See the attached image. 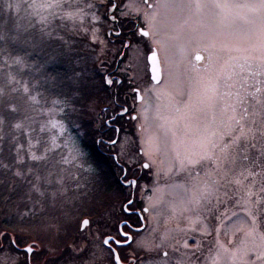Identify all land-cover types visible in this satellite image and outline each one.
I'll list each match as a JSON object with an SVG mask.
<instances>
[{
  "label": "rangeland",
  "instance_id": "374dc122",
  "mask_svg": "<svg viewBox=\"0 0 264 264\" xmlns=\"http://www.w3.org/2000/svg\"><path fill=\"white\" fill-rule=\"evenodd\" d=\"M111 1L109 4L108 0H0V85H4L9 76L15 78L13 84L6 87L3 100L0 96V152L4 142L12 140L17 143V160L25 161L21 141L24 133L27 139L24 148L31 163L26 171L17 169L16 172L24 178L30 174L32 177L37 172L34 165L37 161L30 158V144L37 155H48L46 147L41 151V143L37 144L40 139L34 134L28 116L16 117L11 128L7 127L6 111L16 114L17 108L12 94L13 97L17 92L26 95L23 92L26 85L28 95H33L40 84V75L41 80L46 79L51 84V90L57 88L59 95L61 86L55 83L57 78L51 73L55 68L61 79L82 74L86 89L90 90L92 83L99 85L100 88L95 89L101 92L104 80L109 87L113 83L111 65L123 55L117 61L118 81L124 77L129 86L124 87L126 95L119 113L124 110L136 117L132 118V133L123 132L122 138L113 145L128 165L139 164L141 173L146 175L138 189L141 199L138 209L147 208L146 229L131 243L135 248H150L152 252L137 251V264H213L214 260L215 264H264V192L260 191L264 180L256 178L249 200L246 189L230 181L243 167L251 165L243 160H238L236 165L225 163L226 158L231 159L237 152L232 140L239 135V126L233 117L245 116L241 122L246 128L252 127L253 117L245 114L244 108L247 107L249 113L253 111L255 100L251 94L256 87L261 88L256 96L264 98V76L255 74L259 72V57L264 46V10L258 7L260 0H119L120 5L114 11L122 18L139 19L149 32L148 37L138 34L136 29L131 32L132 40H126V53H121L120 43L110 38L111 34H117L110 27L113 21H118L110 13L114 0ZM165 4L167 6H163ZM250 5L257 7H248ZM10 45H15L19 51H11ZM153 48L161 64L162 76L158 83L150 78L147 61ZM24 50L29 51L27 55L35 56L33 62L27 60ZM194 53H202V60L197 61ZM17 58L23 63H16ZM133 87L140 91V101ZM107 92L111 90H105L99 102L90 98L91 110L94 103L100 105L105 100ZM129 92L133 94L128 95ZM74 94L80 98L76 100ZM74 94L68 98L71 101L60 96L56 105L41 107L39 114L46 117L43 122L52 135L51 147L65 146L71 160L82 169L84 166L75 157L79 156L77 132H84L85 125L77 116H70L75 120L70 124L63 115L69 105L74 107V112L81 108L79 102L88 101V96ZM109 102L113 105L111 100ZM97 108L89 115L98 118L101 105ZM257 120L259 122V118ZM17 123L22 127L17 129ZM107 123L110 124V119ZM257 141L259 149L264 143L259 133ZM251 155H257L256 149H251ZM144 162L149 164L148 168L142 167ZM134 169L135 166L132 174H135ZM228 169L231 170L225 175ZM116 171L120 175L119 169ZM253 171L260 169L253 168ZM57 175L44 179L36 174L32 180L29 178L31 189L42 199H32L29 194L31 199L25 202L37 213L44 209L48 217L60 214L59 219L63 220L62 200L65 206L77 208L80 213L83 207L75 208L76 201L86 203L91 201V196L80 191L76 179ZM122 178L127 185L124 191L128 193L137 181L130 183L134 179L127 176V172ZM69 180L74 183H64ZM45 183L48 187H44ZM251 183V178L245 182L246 185ZM118 192L121 196V189ZM115 195L101 194L97 199L93 196V206L97 205L93 213L98 210L101 215L95 212L94 217H80L74 235L85 218L89 224L80 231L85 238L98 230L97 226L99 231L108 223L112 226L114 221L106 218L105 224H97V221L104 215L115 216L120 206L122 211V202ZM7 199L12 200L10 193ZM105 204L109 207L105 208ZM89 210L91 207L84 212ZM25 211L13 201L12 204L0 202V214L4 216L21 217ZM122 215L127 218L129 213L123 209ZM59 223L45 220L31 229L19 230L31 238L42 236L50 245L58 235L65 238ZM1 238L0 234L2 244ZM98 241L80 242L79 247L90 251H65L64 264H89L92 255L104 247L102 236ZM164 251L167 255H162Z\"/></svg>",
  "mask_w": 264,
  "mask_h": 264
},
{
  "label": "trees",
  "instance_id": "16d2710c",
  "mask_svg": "<svg viewBox=\"0 0 264 264\" xmlns=\"http://www.w3.org/2000/svg\"><path fill=\"white\" fill-rule=\"evenodd\" d=\"M119 1V0H118ZM121 1V0H120ZM120 1L118 2V5H120ZM108 3L111 4L112 1L108 0ZM108 6L106 8V13H108ZM114 11V16L118 19V21H113L112 27H110V30L116 31V35L114 36L111 34L110 38L114 39L115 41H118L121 45L120 52L126 53V40H130L132 37H130V33L135 31V28H133V21L132 19L128 18H122ZM107 15V14H106ZM108 19V16H105ZM129 20V21H128ZM127 29H130L131 31H127ZM125 37L124 39L121 37ZM108 37V40H110ZM132 40V39H131ZM112 42V41H111ZM29 48V47H28ZM11 51H19L15 47V45H10ZM29 50V49H28ZM28 50H24V53H26L27 60H31L33 62L34 57L29 53ZM119 58V56H118ZM118 61V60H117ZM117 61L114 62L113 65H111V75L113 74L115 77L113 79V83L109 87L107 82L104 80V85L102 86L103 90L101 92H97L95 88L99 87V85H93L91 83L92 88L86 89L85 85V79L83 78L82 74H78L74 76L72 79L71 77L67 76L61 79V77L58 75L59 71L54 69V71H51L53 74L52 76L56 77L55 83L59 84L61 86V90H59V95L57 94V88L51 90V84L46 82V79L41 80L40 75L39 76V86L35 87V91H33V96L36 97V102L27 101L26 95L17 92L15 96L12 97L13 100L17 103L16 104V114L10 111H6V115L8 117L9 124L7 127L11 128L12 120H15V118H28L32 121L31 127H33V132L36 134L40 139V147L41 151H44V147H46V153L47 157L45 160H42L41 162L34 163L36 171L34 172L35 176L36 174H41L44 179L48 176L54 177L59 176L61 177L66 176L70 178H74L77 181V184L81 186V190L86 194H89L91 196V201H85L86 203H83L81 201H76L77 206L76 207H83V211H80L78 213L79 209H74L71 206H65L64 200L61 201V207L63 208L62 216L63 220L59 219V215H50L48 217L44 212L37 213L33 211V207L29 206V202L26 199H29L30 197L32 199L40 198V195L35 193L31 189V186L29 184L30 180H32L31 174L28 175V178L21 177L20 175H17L16 171L17 169H22L26 171L28 169V164L31 163L30 159L27 157L26 150L24 148L25 145H27V139L24 135V133L21 134V141L23 143L22 150H24L26 160L25 161H18V155L16 153V146L17 143L8 140L4 142V145L1 146V152H0V202H10L12 204V201L18 207L21 205L26 211L21 214V217L13 218V216L10 215H3V218L0 219V229L2 230L0 232L1 237L2 234L7 232H21L19 229L23 228L25 230L31 229L32 227L42 223L45 220H48V222H60L59 227L63 228L64 232V240L65 242L71 238L74 235V230L77 228L78 219L82 216L88 217H94L95 216V210L96 206H93L92 203L93 196L100 197L101 194L107 195L108 193H112V195H115L120 202H122L124 205L127 204V208H129V215L127 216L128 219L136 217L135 213L132 212L134 209L138 208L139 205H141V199L138 197V189L139 184L142 181V179L146 178L145 174L141 173L139 164H135V174L131 173V170H133V166L128 165V163L121 158L119 155V151L115 145L109 144L110 141H113L115 137L117 136V141H119L122 138L123 132H131L133 128L132 118L128 114H118V111L121 109L120 107H123L122 101L125 98V89L124 87L129 86L126 82V78L122 77L120 78L121 81H118V65ZM116 68V70H115ZM79 70V69H76ZM40 74V73H37ZM120 74V73H119ZM29 75V74H27ZM117 76V77H116ZM71 79V81H70ZM30 83L32 82V78L30 77ZM58 86V85H57ZM111 90V93L104 94L105 100H103L101 105V111L97 116L94 118L93 116H90L89 113H92L93 110L98 109L97 107L100 106L99 104L95 103L93 104V108L91 110L89 103L91 102V99H97L98 102L101 101V96L103 92L107 89ZM74 92L78 93H85L88 96V101L86 102H79L81 104V108H78L77 111L74 112V107L70 105L67 107L65 115H63L64 119L66 121H70V124L75 122V120L72 117L77 116V119L80 121L82 120L84 132H77L79 134L78 140V154L77 158L75 157V160L82 163L84 166L82 169L78 168L74 161L71 160L69 157V153L67 152V148L65 146H58L56 148L51 147V139L52 135L50 133V130L48 129L46 122H43V120L46 119L44 115H40L39 111L40 108H52L53 104L56 103V99L61 97H66L68 101H71L70 94H74ZM36 93V95H35ZM133 94L132 92H129L128 95ZM75 95V94H74ZM76 96V100L80 98V96ZM91 96V97H90ZM111 96V98H110ZM5 96H3L2 100ZM127 98V97H126ZM129 98V96H128ZM112 101V104L109 102ZM39 100V103H38ZM121 104V105H120ZM106 106V108H104ZM103 107V108H102ZM76 110V109H75ZM88 113V114H86ZM11 114V115H10ZM94 115V114H93ZM72 116V117H70ZM85 116V118H82ZM6 117V118H7ZM16 118V119H17ZM76 118V117H75ZM83 119H87L83 121ZM98 122L96 123V120ZM110 119V124L107 123V120ZM98 124V125H97ZM117 129L119 132L117 133ZM120 163H117L115 160ZM117 169L120 171V175L117 174ZM138 170V171H137ZM127 172V176L132 177L134 180L137 181L135 187L130 189L128 193H125V188L127 185L124 184V180L122 178V175ZM137 171V172H136ZM62 174V175H60ZM30 178V180H29ZM123 180V182L121 181ZM82 180V181H81ZM29 181V182H28ZM46 182V181H45ZM74 183V181H64V183ZM82 182H85L86 184H81ZM44 187H48L47 183L43 184ZM53 185H51L50 189ZM65 186V185H64ZM130 187V188H131ZM121 189V196L118 190ZM64 190V188H63ZM79 191V192H80ZM82 192V191H81ZM11 196L12 200H8L7 197ZM31 195L29 198L27 195ZM7 195V196H6ZM6 197V199H5ZM30 198V199H31ZM97 199V198H96ZM86 205V206H85ZM121 205V204H120ZM91 211L84 212L86 208H90ZM105 208H108L107 204L104 206ZM101 207L100 209H102ZM74 209V210H73ZM93 209V210H92ZM74 211V212H73ZM44 213V215H43ZM98 216L101 215V212L97 213ZM60 217V218H61ZM81 225V223H80ZM80 228L78 230V233L80 232ZM8 234V233H7Z\"/></svg>",
  "mask_w": 264,
  "mask_h": 264
},
{
  "label": "flooded vegetation",
  "instance_id": "af4514ba",
  "mask_svg": "<svg viewBox=\"0 0 264 264\" xmlns=\"http://www.w3.org/2000/svg\"><path fill=\"white\" fill-rule=\"evenodd\" d=\"M117 5L118 4H116V6ZM132 21L133 28H135L137 33L139 34V29L143 28L144 26L141 25L142 23L139 19H132ZM196 54L197 53H194V57ZM122 56L123 55H121V57H119L118 59H122ZM133 89L135 90L136 87H133ZM123 209L127 211L125 205L122 203V211ZM122 211L120 206V210L118 209L115 212V216H112L111 214L106 216L104 215V217H101L100 220L97 221V224H105L106 219L111 220L112 222L114 221L112 226L110 223H108L109 226L106 224V226L99 231V226H97L96 224L98 230L89 233L88 237H82V233L77 232L66 242L62 235H58L56 241L54 243H51L50 245L44 241L42 236L31 238L28 235L26 236L20 232L15 231L7 232L8 234L4 233L2 234L1 238L2 244L0 243V259L2 260H0V264H64L65 251H90L87 247L83 248L79 247L78 245L80 244V242L99 243L98 240L101 236L104 247H102L101 250L99 249L94 255H92L90 259L91 262L89 264H117V262L115 261L114 253L118 254L120 257L119 264H137L139 263V260L136 259L137 256L135 254L137 251L147 250L149 252H152L150 251V248L149 250L142 247L135 248L133 246L134 243H131L133 239L138 238L137 236L140 232L146 229V225L144 227L142 226V218L144 217V215L138 209H134L132 212L135 213L136 217L128 219L124 218L125 216L122 215ZM80 230L83 231V229L81 228ZM123 232H126L128 234V243H124V237L120 235V233ZM110 235L115 236L117 239H120L121 245H117L111 240L108 244H105L103 241ZM31 239H37L38 243L35 241H31ZM30 246L33 250L31 252L26 251ZM165 253V251L162 252V255H165ZM141 256L142 252L140 253V257Z\"/></svg>",
  "mask_w": 264,
  "mask_h": 264
},
{
  "label": "snow or ice",
  "instance_id": "6c2138e0",
  "mask_svg": "<svg viewBox=\"0 0 264 264\" xmlns=\"http://www.w3.org/2000/svg\"><path fill=\"white\" fill-rule=\"evenodd\" d=\"M163 6H167V4ZM218 6H221V5H218ZM248 7L255 8L257 6L250 5ZM258 7L261 10H264V0H260ZM113 19H115L114 16H113ZM142 35L148 36L149 33L143 32ZM196 59L199 60L201 59V57L197 56ZM259 60H260L259 72L255 74L264 76V46L261 47V53H260ZM16 63H23V61L22 59L17 58ZM14 81H15V78L9 76L7 82L4 85H0V96H3L5 94L6 87L13 84ZM108 83L111 84L112 81L109 80ZM12 91H18V89L12 88ZM23 92L26 94L25 102L27 101L36 102L35 96L28 95L29 89L26 85L23 87ZM260 92H261V88L256 87L255 93L251 94L253 96V99L255 100V104L253 105V111L249 113L248 108L247 107L244 108V113L253 117V119L250 121L252 127L246 128V125L241 122L242 120L246 118L245 116H241L240 119H236L235 117H233L236 124L239 126V135L233 137V140H232V143L233 145H235L237 152L234 157H232L231 159L226 158L225 160V163L230 164V165H236L238 163V160L248 161L249 164L251 165V167H248V166L243 167L242 170L238 172L234 180L230 181V182H234L235 184L240 185L241 187L245 188L246 195L249 197V200L251 196L253 195L252 187L257 182L256 178L259 176L261 177L262 180H264V143H261V147L257 149V143H258L257 133H259L261 141L264 142V98H260L256 96V93H260ZM240 103L243 104L244 101L241 100ZM13 111H15V108H13ZM257 118H259V122ZM0 123H2V121H0ZM15 127L19 129L22 127V124L17 123ZM39 143L40 141H37V144ZM32 147L33 145L30 144L29 155H30L31 160L39 162V161L46 159V156L44 154L37 155L36 152L32 151L31 150ZM251 149H256L257 155L255 157L251 155ZM142 166L144 168H148L149 164L145 163ZM253 168H259L260 171L259 172L253 171ZM230 170L231 169H228L225 175H227V172ZM16 174L20 175L19 172H17ZM249 178H251L252 183L246 185L245 182L248 181ZM130 183H134V181H130ZM260 191L264 192V183H262ZM146 210L147 209H145V211ZM248 214L251 215L250 212ZM253 222H254V218H253ZM88 223H89L88 221H84L85 225H87ZM120 235L124 237V243L129 242L128 234L126 232L120 233ZM110 240L117 245H121V240L111 235L108 236V238L105 239L103 242L105 244H108ZM32 250L33 249L30 246L27 248L26 251L31 252ZM165 255H167V253H165ZM219 255L220 253L218 252L217 258L219 257ZM114 257H115V261L117 262V264H119V261H120L119 255L114 253ZM213 264H215V260Z\"/></svg>",
  "mask_w": 264,
  "mask_h": 264
},
{
  "label": "water",
  "instance_id": "95a60500",
  "mask_svg": "<svg viewBox=\"0 0 264 264\" xmlns=\"http://www.w3.org/2000/svg\"><path fill=\"white\" fill-rule=\"evenodd\" d=\"M143 32H148V31L143 29V28H140L139 34H142ZM197 56L201 57V59H199L198 61L202 60L203 55L201 53L196 54L195 58ZM148 63H149V70H150V74H151V79L154 82H159L161 79V67H160V61H159V57H158L156 49H154L152 52H150L148 54ZM137 99L138 100L141 99V95L138 91H137ZM84 221H88V220L84 219L82 221L81 228L85 227Z\"/></svg>",
  "mask_w": 264,
  "mask_h": 264
}]
</instances>
